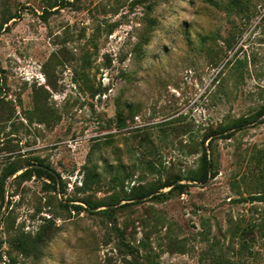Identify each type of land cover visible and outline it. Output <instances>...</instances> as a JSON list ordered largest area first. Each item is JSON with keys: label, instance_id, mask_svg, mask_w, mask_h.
Wrapping results in <instances>:
<instances>
[{"label": "rangeland", "instance_id": "rangeland-1", "mask_svg": "<svg viewBox=\"0 0 264 264\" xmlns=\"http://www.w3.org/2000/svg\"><path fill=\"white\" fill-rule=\"evenodd\" d=\"M250 194L264 0H0V264H264Z\"/></svg>", "mask_w": 264, "mask_h": 264}, {"label": "trees", "instance_id": "trees-1", "mask_svg": "<svg viewBox=\"0 0 264 264\" xmlns=\"http://www.w3.org/2000/svg\"><path fill=\"white\" fill-rule=\"evenodd\" d=\"M124 122V119L119 116L118 120H117V125L118 126H122ZM214 133H209V137L210 139L208 140V144L207 147H209L210 149V144H211V140L213 138H215ZM208 137H203V139L201 140V145H202V153L200 154V156L198 157V165L197 168L194 171H190V173L187 176V179L190 181H198V182H205L207 181L208 178L214 177L215 174L217 173V171L215 170V162L213 161V157L211 158V156H208L206 151H205V147L203 146V142L205 141V139H207ZM13 168H8L5 172V174H8ZM34 172L36 173L37 176H41L46 174L47 177L51 178L54 180L53 178V174L51 172H49L47 169H43V168H34L33 169ZM178 179L177 176L173 177L172 179L165 181L164 185H171L174 183V181ZM179 179H182L181 177H179ZM174 187H183L182 184H176V186ZM54 188V186H53ZM145 192H147V190L143 189L141 190V192H139V194H144ZM250 199L252 200H264L262 199L263 197L261 196V194H250L249 195ZM78 208V206H75ZM264 220H260L259 221V227L262 228V224ZM258 224V223H257ZM264 229V228H263ZM264 235V232H263ZM18 245V249L21 253H28L29 249L27 248L28 246L25 244V242H21L19 241V239L17 240V244ZM11 256H10V260H11ZM7 264H11L10 262H8Z\"/></svg>", "mask_w": 264, "mask_h": 264}]
</instances>
